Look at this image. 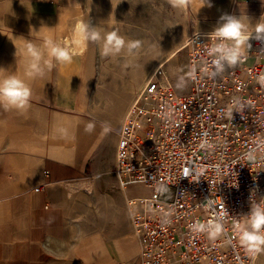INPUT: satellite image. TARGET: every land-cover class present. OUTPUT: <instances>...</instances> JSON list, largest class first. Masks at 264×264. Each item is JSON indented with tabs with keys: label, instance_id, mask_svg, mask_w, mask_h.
Masks as SVG:
<instances>
[{
	"label": "crops",
	"instance_id": "1",
	"mask_svg": "<svg viewBox=\"0 0 264 264\" xmlns=\"http://www.w3.org/2000/svg\"><path fill=\"white\" fill-rule=\"evenodd\" d=\"M1 5L0 77L22 76L31 85L32 97L23 108L0 102V264L137 261L141 243L131 234L126 200L139 195L133 189L149 191L121 189L113 173L118 123L76 114L86 107L87 96L84 107L77 108L87 58L61 73V65L43 48L45 36L59 40L72 33L78 18L84 23L87 0H3ZM210 5L206 14L215 22L199 21L210 31L225 14L241 18L250 32L264 24V0H210ZM27 41L42 52L35 78L26 75L31 70ZM89 124L93 127L86 130ZM40 185H47L45 192L35 191ZM93 205L97 212L89 214ZM78 207L93 224L89 229L76 227ZM257 264H264V252Z\"/></svg>",
	"mask_w": 264,
	"mask_h": 264
},
{
	"label": "built area",
	"instance_id": "2",
	"mask_svg": "<svg viewBox=\"0 0 264 264\" xmlns=\"http://www.w3.org/2000/svg\"><path fill=\"white\" fill-rule=\"evenodd\" d=\"M210 34L187 40L189 89L176 91L165 72L148 73L116 128L121 189L149 191L126 200L141 243L129 264L258 263L260 253H246L239 234L253 206L264 205V41L250 39L243 62L217 66ZM217 221L216 238L200 231Z\"/></svg>",
	"mask_w": 264,
	"mask_h": 264
},
{
	"label": "rangeland",
	"instance_id": "3",
	"mask_svg": "<svg viewBox=\"0 0 264 264\" xmlns=\"http://www.w3.org/2000/svg\"><path fill=\"white\" fill-rule=\"evenodd\" d=\"M2 2L3 0H0V10ZM188 9L173 8L168 0H87L88 13L84 23L88 25L90 32H99L101 39L85 44L89 52L88 74L85 77L81 101L77 108L84 107L86 96L87 100L85 110L76 114L89 119L119 124L127 108L135 99L136 93L144 85L148 73L155 70L165 72L176 91H187L189 81L186 40L196 31L211 32L210 28H202L203 24L199 23L200 20L215 22L208 18L206 13L198 14L194 8ZM77 22H83V20L78 18L73 28ZM262 22L264 23V15ZM110 32L118 33L127 42L136 41L140 47L129 50L126 44L119 52L102 55L103 37ZM71 35L72 33L65 38H59L60 41L62 40L61 43L58 39L54 42L69 45L65 40H71ZM3 43L0 46L4 48ZM177 48H179L178 51L173 52ZM170 54L172 56L168 58ZM76 59L80 58L74 57L72 63L75 65L78 61ZM252 63L253 59L249 60L248 64ZM66 66L61 65V73L63 70L67 72ZM94 68L95 74H93ZM90 74L94 76L92 77L94 83L92 90H88V93L85 85L86 81L90 80ZM79 96L80 94L77 95L78 99ZM144 192L143 189H133L132 194ZM80 208L82 207H78V211L74 213L75 225L80 230L89 229L93 224L86 222V214L80 212ZM97 209L98 206L93 205L88 207V212L95 214Z\"/></svg>",
	"mask_w": 264,
	"mask_h": 264
},
{
	"label": "clouds",
	"instance_id": "4",
	"mask_svg": "<svg viewBox=\"0 0 264 264\" xmlns=\"http://www.w3.org/2000/svg\"><path fill=\"white\" fill-rule=\"evenodd\" d=\"M173 8L187 9L189 6H196L197 0H168ZM205 4L210 5V0H200L199 8ZM219 26L210 34V39L214 42L209 49L210 55L218 58L213 61L217 66H221L222 61H226L229 65L235 66L243 62L246 48H251L250 39L264 41V24H258L255 31H249V25L241 18L233 15H223L220 18ZM255 34V35H253ZM101 39V34L97 31H89L88 25L83 22H77L72 30L71 43L69 45L57 44L50 37L45 36L43 40V48L47 50V56L51 61H55L60 65H69L73 62L77 55L75 49L83 47L89 41H97ZM104 49L102 55L109 52H119L122 48L127 47L129 50L140 47L136 41L127 42L116 32H110L103 37ZM218 41V43H216ZM25 49L30 57L29 68L26 73L29 78H35L38 75V65L42 59L40 47L27 41ZM51 68L52 64L49 63ZM260 82L264 84V76L260 77ZM32 97L31 85L22 76L10 74L0 77V102H7L16 108H23L30 104ZM7 109V108H6ZM93 125H87L86 130H91ZM202 173H198L200 175ZM185 176L189 175L186 169ZM200 231H207L209 238H216L223 231V224L219 221L200 224ZM240 245L245 249L246 253L255 258L259 253L264 252V205H254L248 218V226L240 230Z\"/></svg>",
	"mask_w": 264,
	"mask_h": 264
},
{
	"label": "bare ground",
	"instance_id": "5",
	"mask_svg": "<svg viewBox=\"0 0 264 264\" xmlns=\"http://www.w3.org/2000/svg\"><path fill=\"white\" fill-rule=\"evenodd\" d=\"M199 5H200V0H197V4H196V6H194V7H192V6H189L188 8L189 9H195V12H197L198 14H205V13H207L208 11H209V9H210V6H209V4H205L202 8H199ZM188 9V10H189ZM212 21H215V19H212ZM2 32V31H1ZM0 32V33H1ZM213 31H211V32H206V33H212ZM11 34V33H10ZM0 40H1V35H0ZM4 40V39H3ZM66 42H67V44H70L71 43V40L70 39H66L65 40ZM187 41V40H186ZM3 42V41H2ZM178 49L179 48H177L176 50H174L173 52H177L178 51ZM9 50V49H8ZM75 51H76V53H77V55L75 56V57H79L80 59L81 58H88V49L85 47V45L83 46V47H80V48H76L75 49ZM173 52L171 53V54H173ZM169 55L168 56V58L169 57H171L172 55ZM74 60V59H73ZM76 60H78V59H76ZM86 87V90L88 91L89 90V88H90V80H87L86 81V85H85ZM86 98V97H85ZM84 122V121H83ZM93 125V124H92ZM96 126V125H95ZM84 128H85V126H84ZM93 131V130H92ZM91 131V132H92ZM84 132V131H83Z\"/></svg>",
	"mask_w": 264,
	"mask_h": 264
}]
</instances>
